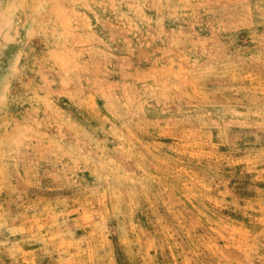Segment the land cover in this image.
I'll return each mask as SVG.
<instances>
[{
  "label": "rangeland",
  "instance_id": "rangeland-1",
  "mask_svg": "<svg viewBox=\"0 0 264 264\" xmlns=\"http://www.w3.org/2000/svg\"><path fill=\"white\" fill-rule=\"evenodd\" d=\"M0 264H264V0H0Z\"/></svg>",
  "mask_w": 264,
  "mask_h": 264
}]
</instances>
